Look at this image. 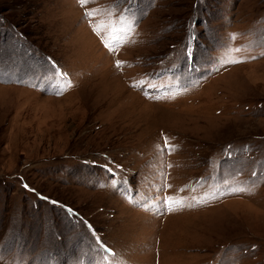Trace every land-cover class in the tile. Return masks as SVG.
Wrapping results in <instances>:
<instances>
[{
    "label": "rangeland",
    "instance_id": "1",
    "mask_svg": "<svg viewBox=\"0 0 264 264\" xmlns=\"http://www.w3.org/2000/svg\"><path fill=\"white\" fill-rule=\"evenodd\" d=\"M0 264H264V0H0Z\"/></svg>",
    "mask_w": 264,
    "mask_h": 264
},
{
    "label": "snow or ice",
    "instance_id": "2",
    "mask_svg": "<svg viewBox=\"0 0 264 264\" xmlns=\"http://www.w3.org/2000/svg\"><path fill=\"white\" fill-rule=\"evenodd\" d=\"M233 63H238V62H240V61H232ZM166 146H167V141H166ZM25 187H27V185H25ZM232 191H245V189L244 188H238V189H232ZM53 203H55V202H53Z\"/></svg>",
    "mask_w": 264,
    "mask_h": 264
}]
</instances>
